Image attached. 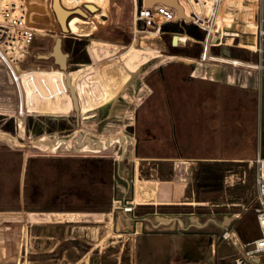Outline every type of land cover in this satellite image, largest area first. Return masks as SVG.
Wrapping results in <instances>:
<instances>
[{
	"label": "rangeland",
	"instance_id": "obj_1",
	"mask_svg": "<svg viewBox=\"0 0 264 264\" xmlns=\"http://www.w3.org/2000/svg\"><path fill=\"white\" fill-rule=\"evenodd\" d=\"M53 4L10 0L0 17V211H12L5 220L0 213V258L8 264H216L232 253L217 239L216 223L235 214L232 227L241 239L255 237L251 161L257 152L264 156L256 0H224L220 23L209 31L214 41L205 35L181 47L159 23L137 19L136 0H60L61 7L80 10L65 20L66 33ZM134 29L159 33L140 38ZM57 34L86 108L79 124L52 56ZM121 58L135 62L134 88L118 82L114 88L122 92L100 100L98 72ZM113 136L120 139L104 141ZM177 168H186L185 175ZM17 211L25 217L15 218ZM47 211L69 213L82 227L47 230L41 225ZM111 214L124 217L115 223L124 231L114 234L118 239L102 234L108 228L99 222L96 236L86 232L85 217ZM188 221L209 227L178 224ZM154 222L160 228L132 234L131 226ZM88 243L97 246L92 251ZM102 250L106 260L99 258Z\"/></svg>",
	"mask_w": 264,
	"mask_h": 264
},
{
	"label": "built area",
	"instance_id": "obj_2",
	"mask_svg": "<svg viewBox=\"0 0 264 264\" xmlns=\"http://www.w3.org/2000/svg\"><path fill=\"white\" fill-rule=\"evenodd\" d=\"M136 1L138 5L136 10L138 12L140 11V16L137 19L140 20V22L145 21L147 24L153 23L155 25H158L159 23V31L160 26L164 23L193 24L204 32L206 35V41L211 27L220 23V11L224 2V0H178L189 18V21H187L186 18H176V8L172 5L157 3L154 6L155 8H159L160 10L169 12L170 14L167 18L162 15L154 17L153 8L144 7L145 0ZM256 2L259 13L254 31L256 35V70L259 74H263L264 0H256ZM223 37L227 36L224 35ZM251 162L253 164L252 185L255 205L253 211L255 214L257 234L251 239L242 240L238 232L232 227L233 221L240 217L239 214H235V217L225 228H219L220 233L217 235V239L224 241L227 246L232 248V253L230 255L220 257L216 264H264V156H262L260 152H257L255 158ZM223 220L224 217H222L219 222L222 223ZM170 264H176V262L172 260Z\"/></svg>",
	"mask_w": 264,
	"mask_h": 264
},
{
	"label": "crops",
	"instance_id": "obj_3",
	"mask_svg": "<svg viewBox=\"0 0 264 264\" xmlns=\"http://www.w3.org/2000/svg\"><path fill=\"white\" fill-rule=\"evenodd\" d=\"M70 25H72V24H70ZM6 27L9 28L8 26H6ZM68 27H70V26L68 25ZM134 31L137 34L136 36H139L140 38H143V37H146V36H149V35H152V34L159 33V32H156V33H152V34H149V35L147 34V35H144V36H140L137 33V29H134ZM78 34L81 35L82 37L83 36L88 37V34H86V32L80 31ZM171 34H175L177 36V38H178L177 45L179 44L180 47L181 46H185L187 44V42L192 39V37H189L186 34H182V33H171ZM95 45H99V43L95 42ZM93 55L96 56L95 54H93ZM9 57H10V55L9 56L5 55L6 59H9ZM111 65H114V66H111ZM104 66L105 67L101 68L100 71L98 72V75H97L98 76L97 78H99L98 83L100 84V88H101V90L103 89L102 90V95H101V97L102 96L103 97L100 100H103V98H105V97H106V100L110 99V98L114 100V98L120 92H122V91L117 90V89L114 88V87L120 85L119 84L120 82L123 84V86L124 85L132 86L134 88V82H131L132 81L131 79L133 77L129 73H133L135 71V68H134L135 67V62H132V60L130 58H121V59L116 60V63H114V64L108 63L107 66L106 65H104ZM108 66H109V68H108ZM258 75L261 77L262 74L258 73ZM71 80H72V83H73V85L75 87V90H76L77 89L76 86H75L76 85L75 84L76 80H74V78H72V76H71ZM97 80H96V82H97ZM132 91H133V89H132ZM77 97H78V95H77ZM129 101L133 102L132 99H130ZM129 105H130L129 108H132V106H133L132 103H129ZM79 107H80V113L81 112L83 113L84 109H86V108H84V106H80L79 105ZM128 110L130 111V114H131V109H128ZM125 113H127V110L125 111ZM181 162H184V161L182 160ZM177 170L178 171L179 170L182 171V173L186 172V168L185 169L177 168ZM176 175H177V173H176ZM182 175H185V173H183ZM142 203H144V202H142ZM161 205L163 206V204H161ZM9 212L12 213V211H0V213H2V216H1L2 220H5V218H8L7 213H9ZM47 213H48L47 217H44V220L42 221L44 223L41 224V225H45L47 230H51V231L55 230V229L59 230L60 225H62V226L67 225V227L70 229L69 231L72 232V231H74V227H77V226L82 227V224H81L82 222H80V219L75 220L74 216H69L70 215L69 213H66V212H48V211H47ZM15 214H16V216H14L15 218L17 217V214L19 216L23 215L25 217V215L23 213H21L22 215H20L19 211L15 212ZM190 214L193 215V217H199L200 216V215L199 216L198 215H194V214H192V212ZM27 215H28L27 216V222H28L27 231H29L30 220H29V214L28 213H27ZM205 216H207V215H205ZM102 217H104L103 219L105 220L104 221L105 223L100 222V220H102L101 219ZM102 217L98 216V217H96V220L93 219L92 221L91 220L88 221V217H85L86 219H83V221L87 222V223H91L89 226H86V228H85L86 232L88 234L90 233V235L92 237L96 236L97 233L94 232V228L97 227L96 222H99L100 226H103V227L105 226L106 228H108L107 231L105 230L104 232H101L102 234H107V236H109V237H115V238L118 239L119 236L118 235H114V234L116 232H120L121 233V232H124V231H123V229L120 226L119 227L117 226L118 224H115V223L116 222H123V220H121L122 216L119 217L118 215L111 214V215H105V216H102ZM122 218H124V217H122ZM23 220H25V219H22L21 221L23 222ZM185 220H187V219H185ZM196 220H198V218H196ZM124 222H126V221H124ZM213 222L216 223L215 220H213ZM5 223H7V222H5V221H4V223L1 222V225H6ZM77 223L81 224V225H77ZM106 223H108V225ZM178 224H181L182 226H185V225H187V226H196L195 228H197V227H209L207 223L203 224V225L202 224H198V222L195 223V224H191L189 221L188 222H180ZM84 225H87V224H84ZM92 225H94V226H92ZM216 225H217V223H216ZM131 227L133 228V231H134V232H132V234L135 235L136 232H142L144 229H148V230L149 229H158V228H160V224L154 222V224H149V225L147 224L146 226H143V224H141V225H138V226H131ZM48 233H50V232L48 231ZM126 233H127V231H126ZM7 241H9V238H7ZM88 244L91 245V243H88ZM91 246H92V251H93L94 248H96L97 245H91ZM121 247H120V250L122 249ZM105 252H106V250H102V252L99 253V258L101 260H106L105 258H103V256L106 257V254L104 255ZM45 254L47 255V254H51V253H45ZM10 257L11 256H9V259H10ZM82 259H83V257H82ZM119 260L117 261V264H120ZM6 261H8V259H4L3 257L0 258V264H8V263H10V262H6ZM81 261H82L81 264H83L84 261L83 260H81ZM176 264H178L177 261H176Z\"/></svg>",
	"mask_w": 264,
	"mask_h": 264
},
{
	"label": "bare ground",
	"instance_id": "obj_4",
	"mask_svg": "<svg viewBox=\"0 0 264 264\" xmlns=\"http://www.w3.org/2000/svg\"><path fill=\"white\" fill-rule=\"evenodd\" d=\"M162 1L163 0H145L144 1V7H148V5H150L152 3H160ZM166 1H168L170 4H172L176 8V17L177 18L182 17V18H186L187 20H189L188 16L184 13L182 5L178 2V0H166ZM5 3H9L10 4V0H7V2H6V0H0V17H2V14L4 15V13H5L4 12V10H5L4 4ZM53 9H54V13L56 15V19H57L58 25L60 26L61 31L66 33L68 31V25L66 24L65 20L72 13L80 12V10L78 8L77 9L73 8L71 5L67 6V7H61L60 6V0H54ZM79 14H81V13H79ZM257 16H258V13H257V8H256V18H257ZM57 38L61 39V36L58 35V34L57 35H53L54 45H55V42H56ZM58 71L64 76V79H65V76L67 74H69L66 70L60 69L59 65H58ZM71 83H72V80H71ZM74 89H75V87H74ZM68 92H69V90H68ZM76 96H77V94H76ZM70 100H71V97H70ZM71 106H72V101H71ZM77 115H78V119H79L80 107H79V112L77 113ZM88 137H89L90 140L93 141L94 138H92L90 136H88ZM119 139L120 138L118 136L117 137L113 136L111 139H104V141H108L109 140V141H111V143H114L116 140H119ZM217 223L219 224V227H226V225H227L226 222H224L223 224L220 223V222H217Z\"/></svg>",
	"mask_w": 264,
	"mask_h": 264
},
{
	"label": "trees",
	"instance_id": "obj_5",
	"mask_svg": "<svg viewBox=\"0 0 264 264\" xmlns=\"http://www.w3.org/2000/svg\"><path fill=\"white\" fill-rule=\"evenodd\" d=\"M165 5H170L169 3H167V1L162 2ZM146 8H152V6H148ZM154 17H158L160 15H162L163 17H168L169 16V12H164L162 10H160L159 8H155L154 10ZM189 21V20H187ZM160 31L162 32H171V33H182V34H186L189 37H192L196 40L199 41H203L205 39V34H203L199 28L193 24H184V23H164L160 26ZM157 31H139L137 29V33L140 36H144L147 34H152V33H156ZM216 38L215 34H210L208 35V39L210 41H214V39ZM129 40H127L128 42ZM217 226L219 227V224L217 223Z\"/></svg>",
	"mask_w": 264,
	"mask_h": 264
},
{
	"label": "water",
	"instance_id": "obj_6",
	"mask_svg": "<svg viewBox=\"0 0 264 264\" xmlns=\"http://www.w3.org/2000/svg\"><path fill=\"white\" fill-rule=\"evenodd\" d=\"M201 32L204 34L203 31H201ZM52 56L55 58L56 63L59 65L60 69L66 70V68H67L66 60L68 58V53H63L62 52V39H60V38H57L56 39V42H55V45H54V48H53V54H52ZM64 81H65V86L69 90V95L71 97L73 110L76 113V121H77V124H79V122H78L79 119H78V115H77V113L79 112V100H78V98L76 96V93H75L76 91L74 89V86L71 83L70 74H67L65 76ZM230 218H233V217H224V220H223L222 224L224 223L225 220L230 219ZM223 228H225V227H223Z\"/></svg>",
	"mask_w": 264,
	"mask_h": 264
},
{
	"label": "flooded vegetation",
	"instance_id": "obj_7",
	"mask_svg": "<svg viewBox=\"0 0 264 264\" xmlns=\"http://www.w3.org/2000/svg\"><path fill=\"white\" fill-rule=\"evenodd\" d=\"M64 85H65V81H64ZM66 87V86H65ZM67 88V87H66ZM68 89V88H67Z\"/></svg>",
	"mask_w": 264,
	"mask_h": 264
}]
</instances>
